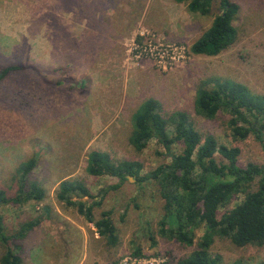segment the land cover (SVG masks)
<instances>
[{"label": "rangeland", "instance_id": "obj_1", "mask_svg": "<svg viewBox=\"0 0 264 264\" xmlns=\"http://www.w3.org/2000/svg\"><path fill=\"white\" fill-rule=\"evenodd\" d=\"M232 2L239 8L233 21L237 39L218 56L207 57L194 56L189 48L219 14L217 6L202 16L174 0H0V70L20 67L0 83V188L14 187L15 169L34 160L30 178L45 191L41 202L0 207L9 235L37 221L14 241L20 264H177L201 239H208L209 253L220 256L222 264H264V245L236 247L203 225L195 229L191 247L161 237L164 200L150 179L127 178L93 208L94 220L112 212L115 244L98 236L76 207L56 199L63 180L83 183L97 200L102 189L117 183L86 174L91 151L107 153L113 161H138L142 177L169 162L155 140L139 151L129 143L132 115L149 98L158 101L164 116L185 112L203 137L238 147V165L264 166V149L252 136L234 140L227 112L206 119L194 108L196 90L208 79L229 80L264 97V0ZM149 45L174 50L166 70L138 55ZM242 200L243 194L232 198L218 217ZM137 247L140 257L133 255ZM4 252L0 243V258Z\"/></svg>", "mask_w": 264, "mask_h": 264}, {"label": "trees", "instance_id": "obj_2", "mask_svg": "<svg viewBox=\"0 0 264 264\" xmlns=\"http://www.w3.org/2000/svg\"><path fill=\"white\" fill-rule=\"evenodd\" d=\"M174 2L185 4L192 14L208 16L216 6L219 11L211 25L191 44L189 51L192 55L218 56L236 41L237 29L233 21L239 8L232 0ZM19 69L9 66L0 70V83ZM194 108L197 115L206 119H214L221 111L227 112V126L234 140L244 141L252 136L264 149L263 96L252 95L229 80L208 79L196 90ZM131 126L129 143L135 150H142L151 140H155L164 149L169 162L158 166L149 176L142 177V165L138 161H113L107 153L91 151L86 158V174L116 178L117 183L102 189V198L97 200L83 183L63 180L56 192L59 202L76 207L78 214L93 224L98 236L115 244L118 235L111 218L112 212L103 211L101 217L94 220L93 208L100 206L105 194L120 188L128 177H133L137 183L150 179L158 183L160 196L164 200V214L158 223L161 237L191 247L195 240V229L203 225L220 238L229 239L236 247L264 245L263 165H238L241 154L238 147L219 145L212 136L203 137L190 127L185 112L176 111L164 116L159 111L158 101L153 98L138 106L132 115ZM175 146L179 147L178 153L174 152ZM34 167V160L18 165L15 169V188H0V207L19 205L29 200L38 203L44 199V189L30 178ZM254 180H257V188L252 191L250 186ZM239 194H243L241 203L218 217L220 208L226 207ZM82 198L93 201L89 204ZM36 222L23 223V233L34 227ZM23 233L7 234L0 216V243L5 249L0 264L21 263L20 256L13 253V248L18 249L14 241L23 238ZM140 254L137 247L133 255L140 257ZM177 264H222V260L220 256L209 253L208 239H201L196 249L180 258ZM228 264L244 263L234 260Z\"/></svg>", "mask_w": 264, "mask_h": 264}, {"label": "built area", "instance_id": "obj_3", "mask_svg": "<svg viewBox=\"0 0 264 264\" xmlns=\"http://www.w3.org/2000/svg\"><path fill=\"white\" fill-rule=\"evenodd\" d=\"M171 52V53H170ZM144 54L147 58L153 60L156 65L164 70H166L167 65L165 60H175L174 50L171 47L160 46V47H144L138 52V55Z\"/></svg>", "mask_w": 264, "mask_h": 264}, {"label": "water", "instance_id": "obj_4", "mask_svg": "<svg viewBox=\"0 0 264 264\" xmlns=\"http://www.w3.org/2000/svg\"><path fill=\"white\" fill-rule=\"evenodd\" d=\"M129 179H132L131 177H128Z\"/></svg>", "mask_w": 264, "mask_h": 264}]
</instances>
